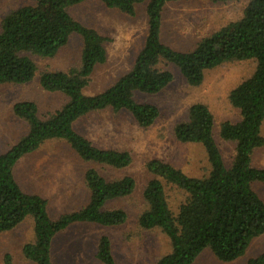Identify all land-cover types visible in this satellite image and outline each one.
<instances>
[{
    "label": "trees",
    "instance_id": "16d2710c",
    "mask_svg": "<svg viewBox=\"0 0 264 264\" xmlns=\"http://www.w3.org/2000/svg\"><path fill=\"white\" fill-rule=\"evenodd\" d=\"M87 0H31L9 11L0 30V84H23L33 79L37 65L32 56L53 57L72 33L82 39L78 67L67 71H44L39 82L47 91H58L68 99L45 118L38 115L30 100L15 102L12 113L27 124V132L6 151L0 153V232L17 226L26 216L33 219L34 240L22 246L24 258L34 264H52L50 247L53 238L72 224L92 223L117 226L126 220L120 208L105 209L112 199L129 195L134 188L132 177L108 180L99 170L88 167L83 179L89 191L88 202L56 219L49 217L47 200L24 191L14 175V167L24 155L50 139L63 140L77 157L102 167H126L131 156L127 151L99 148L74 128V123L92 111L125 109L138 125L154 122L158 108L138 102L134 94L159 92L173 79L167 64L176 66L191 86L202 83L205 70L224 62L253 59L255 68L228 94L229 102L239 109L236 122L223 121L219 135L235 143V152L226 164L215 141L214 118L208 106L193 103L187 119L177 123L174 135L180 142L199 143L205 150L209 168L201 177L188 176L170 163L152 159L147 169L153 175L144 190L146 209L138 218L144 229H159L170 242V251L146 264H193L209 249L220 262H231L243 255L251 241L264 233V202L252 188L264 183V167H254L251 154L264 144L261 126L264 121V0H248L242 15L202 36L195 46L179 51L161 39L162 12L168 2L178 0H97L105 7L127 15L135 14L136 5L147 2L146 35L131 68L112 85L96 94H85L84 87L97 64L106 60L105 37L97 30L74 19L70 6ZM226 3L234 0H210ZM164 184L181 189L184 200L173 212L167 201ZM95 257L102 264H117L107 235L99 237ZM2 264H12L9 253ZM245 264H264V251L249 257Z\"/></svg>",
    "mask_w": 264,
    "mask_h": 264
},
{
    "label": "rangeland",
    "instance_id": "374dc122",
    "mask_svg": "<svg viewBox=\"0 0 264 264\" xmlns=\"http://www.w3.org/2000/svg\"><path fill=\"white\" fill-rule=\"evenodd\" d=\"M31 0H0V30L3 17L11 10ZM248 0L212 3L210 0H178L168 2L162 12V41L179 51L192 49L204 35H208L230 20L238 19ZM135 7L134 15L105 7L97 0H87L68 8L69 14L87 27L94 28L105 37L106 60L97 64L84 87L85 94H96L112 85L127 72L143 45L147 29L145 6ZM82 39L72 33L68 42L53 57L32 56L37 65L35 76L23 84H0V153L27 132V124L14 116L15 102L30 100L37 105L38 115L45 118L59 109L67 97L58 91H47L39 82L44 71H67L79 66ZM173 79L159 92H135L138 102L154 104L159 111L154 122L146 127L137 124L125 109L113 111L105 108L92 111L74 123V128L99 148L127 151L130 163L114 169L85 162L63 140L50 139L36 150L24 155L14 167V175L27 192L47 200V212L56 219L60 214L78 209L88 202L89 191L84 184V171L94 166L108 180L128 175L134 180L133 191L126 196L109 200L105 209L120 208L126 220L117 226L76 223L59 232L52 240V264H102L96 257L98 239L105 234L111 242L112 255L117 264H146L156 261L170 251L169 239L159 229H144L138 223L147 205L143 190L153 175L147 163L158 159L180 169L188 176L201 177L209 168L204 148L199 143L180 142L174 135L177 123L187 119L191 104L204 103L214 118L213 133L221 155L229 164L235 152L233 141L219 135L223 121L240 119L239 109L232 106L228 94L240 81L251 75L253 59L224 62L205 70L198 86L189 85L179 69L165 65ZM264 137V121L261 126ZM251 163L264 167V144L253 150ZM252 188L264 202V183L253 182ZM169 206L173 212L184 200L185 193L164 184ZM34 240L33 219L26 216L13 229L0 232V264L9 253L13 264H34L22 256V246ZM264 251V233L254 238L245 253L231 262H220L209 249L201 252L193 264H245L249 257Z\"/></svg>",
    "mask_w": 264,
    "mask_h": 264
},
{
    "label": "crops",
    "instance_id": "0c3cea01",
    "mask_svg": "<svg viewBox=\"0 0 264 264\" xmlns=\"http://www.w3.org/2000/svg\"><path fill=\"white\" fill-rule=\"evenodd\" d=\"M24 190V189H23ZM25 191V190H24ZM27 192V191H26ZM5 232V231H4ZM23 256V255H22ZM12 264H13V258H12Z\"/></svg>",
    "mask_w": 264,
    "mask_h": 264
}]
</instances>
